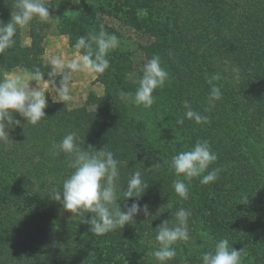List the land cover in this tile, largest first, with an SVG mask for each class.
<instances>
[{
	"label": "trees",
	"instance_id": "1",
	"mask_svg": "<svg viewBox=\"0 0 264 264\" xmlns=\"http://www.w3.org/2000/svg\"><path fill=\"white\" fill-rule=\"evenodd\" d=\"M11 1L14 0H0V21L7 23L10 20ZM221 1L181 0L189 8L195 7L196 13L201 14L202 10L201 17L195 16L194 23L204 26L205 31L214 27L212 34L208 35L211 40L193 46L189 43L182 45L183 41L178 39L172 25L158 17L153 18L154 26L161 24L166 27V33L158 31L159 27H151L150 31L157 39L155 45L153 43L146 51L151 50L161 57L173 89L171 99H181L168 107L174 124L171 133L151 137L149 125L152 122L145 117L143 108L120 101V91L134 93L138 84L129 82L123 75L121 77L117 70L111 72L113 77L110 73V79L105 80L107 92L97 113L73 111L59 116L61 110L58 108L62 104L53 103L38 125L9 129V143L0 144V264H38L36 251H43L37 237L40 230L32 231L13 214L15 205L10 197H14L15 190L27 195L23 197L27 199L34 180H39L46 190L43 192L44 201L38 199L42 213L62 212L59 208L62 204L49 196L53 189H62L63 180L72 170L67 167L63 153L53 158L49 149L53 142L58 143L63 138L62 133L55 131L65 120L68 125L73 124L72 130L85 140L82 147L91 145L100 150L106 146L107 150L114 152L115 158L121 162V189L126 187L127 179L136 170L142 172L144 182L149 185L139 203L141 207L149 206L150 215L145 217L141 212L136 221L124 229L100 236L99 253L94 264H156L154 257L149 255L156 247V228L163 221L171 220L172 212L180 207L190 209L192 213L190 240L178 244L177 256L168 264H202L200 255L191 250L190 243L197 234L207 231L215 237L222 234L231 238L236 248L245 249L243 264L264 263V202L258 195L261 192L264 198V130L259 136L254 133L261 125L259 120L264 119L259 108L261 104L264 108V0H242L246 5L243 12L234 16L231 23L224 24ZM91 17L95 18L94 13ZM100 26L96 23V27ZM83 28L84 31L93 29L86 28V24ZM20 32L18 30L15 37V45L0 53V77L5 71L21 65L19 55L27 52L31 55L32 70L39 67L46 74L49 68L42 58L47 36L44 26L34 28L31 25L29 46L23 45ZM215 49L219 55L215 54ZM170 51L172 56H169ZM118 62L119 59L114 64L117 66ZM229 63L240 69L238 80L231 77L232 71L227 68ZM213 73L222 76L221 80L214 82L221 88L222 98L216 101L214 108L205 112L210 91L206 76ZM154 94L160 92L156 90ZM184 101H188L193 110L209 116L210 122L197 124L184 118ZM252 109L257 110V118L251 115ZM14 118L20 120L21 125L26 124L18 113H14ZM181 118H184V124L178 125L176 121ZM198 139L210 142L218 156L211 167L223 170L217 181L209 185L194 179L189 187V198L181 200L172 187L177 177L166 161L180 151L194 147ZM156 163L160 166L153 167ZM251 184L256 186V192L250 191ZM32 198L37 202V193ZM134 199L119 201L122 210H126L125 204L130 205ZM80 215L90 219L92 214ZM89 227L87 223L83 225V232L89 231ZM90 236H85L81 247L86 245Z\"/></svg>",
	"mask_w": 264,
	"mask_h": 264
},
{
	"label": "clouds",
	"instance_id": "2",
	"mask_svg": "<svg viewBox=\"0 0 264 264\" xmlns=\"http://www.w3.org/2000/svg\"><path fill=\"white\" fill-rule=\"evenodd\" d=\"M54 0H14L11 18L5 23L0 21V53L12 48L19 29L28 26L32 21L47 23L51 19L50 9ZM120 46V40L115 34L106 32L103 27L100 31L89 32L76 39L73 48L76 55L65 60L62 56L53 55L47 59L49 70L45 74L39 67L29 74L18 73L15 70L6 72L0 77V144L9 143V129L13 126H36L46 117L45 109L48 106L46 93H55L53 101L66 104L71 100L73 74L85 72L89 74H103L110 67L109 54ZM172 56V52H169ZM234 79H239L240 69H231ZM142 75L138 80L135 92H119V99L125 104L149 109L155 103L154 92L162 89L169 80V73L162 66L161 57L154 55L142 64ZM47 75V79H45ZM59 80L57 81V78ZM222 79L220 73L206 76L210 86L207 96L208 106L204 109L209 112L215 107L216 101L222 98V91L216 81ZM36 82L33 87L30 82ZM41 82L50 85L51 91L41 86ZM184 118L197 124L208 123L210 118L201 112L193 110L188 101L183 102ZM18 113L26 124L14 118ZM184 118L176 121L184 124ZM79 134L75 131L67 133L58 143L53 142L49 155L56 158L63 153L66 164L71 169L62 182V189H53L50 198L60 202L66 211L76 214L90 213V219L84 223L90 225L89 231L95 236H103L116 229L136 221V217L143 212L145 217L150 215L147 204L141 207L139 198L143 196L149 185L144 182L142 172L136 170L127 179V185L121 189L120 161L115 158L114 152L106 146L96 150L91 145L87 148ZM218 160L210 142L198 139L189 150L180 151L173 155L169 164L170 169L177 177L172 182L175 193L181 200L189 198V187L194 179L199 183L209 185L219 178L222 168L211 166ZM156 163L153 167H159ZM136 198L130 205L125 204L122 210L118 201H128ZM192 216L190 209L180 207L172 212V219L165 220L156 228V247L149 255L154 257L156 264H168L177 256V246L181 242L190 240L189 221ZM245 249L237 250L230 245L227 238L220 239L214 247L204 252L199 259L202 264H242Z\"/></svg>",
	"mask_w": 264,
	"mask_h": 264
},
{
	"label": "rangeland",
	"instance_id": "3",
	"mask_svg": "<svg viewBox=\"0 0 264 264\" xmlns=\"http://www.w3.org/2000/svg\"><path fill=\"white\" fill-rule=\"evenodd\" d=\"M4 3L7 4V2ZM11 3L14 4V1H11ZM188 6L187 4H182L181 0H54L53 8L50 9V15L53 19L47 23L34 20L28 26L19 29L21 31L20 38L23 45L29 46L32 41L29 32L31 25L34 28H38L39 26L42 27V25L44 26V33H46L47 36L43 43L45 53L42 58L46 65L47 59L53 55L63 57L64 53L72 59L76 55V50L73 48L76 39L81 35H87L88 32L98 33L101 27H103L106 32L115 34L120 40V46L109 54L108 59L110 60V67L105 73L89 74L78 72L73 74V82L70 91L71 100L66 104L53 101L52 97L55 93H46L48 96V106L45 111L50 109L51 104L61 103L62 106L58 108L61 110L59 116L68 112L70 114L73 111H83V113L87 112L91 115L97 113L101 108V99L107 92L105 80L107 81L110 79V73L112 71L117 70L121 77L123 75L129 82L138 84V80L142 74V64L156 55L154 52H151V50L146 51L150 45L153 43L155 45V38L157 39L156 34L150 31L151 27H159L157 29L158 31L166 33V27H163L161 24L154 26V17L163 19L165 22L172 25L174 27V33L178 35L177 37L180 41H183L182 45L184 46L185 43H189L190 46H193L199 44L201 41H206L207 39L211 40L208 35L212 34L214 27L209 23L212 27L209 28V31H205L204 26L194 23L195 16L201 17L202 10L200 9L201 14L196 13L194 12L195 7L191 5L192 7L190 8L192 9H190ZM245 6L242 0H222L221 12L224 17L223 24L231 23L233 17L240 15ZM10 7H13V5ZM56 8L58 10H56ZM93 13L95 18L91 17ZM79 22H81V25H79ZM96 23H99L101 26L96 27ZM84 24H86V28L92 27L93 29L91 31H84ZM61 28H64V31H61ZM228 36H231L230 33ZM216 49L214 50L215 54L219 55ZM56 51H58V53L59 51L63 53L58 55L55 54ZM13 52L16 53L17 51ZM28 53L29 52L25 53L23 56L20 54L19 57L22 59V64L13 67L10 71L15 70L23 74L31 73L33 71L32 64L30 63L31 55ZM68 56H66V59ZM63 58L65 59V57ZM118 59L119 64L117 67L114 61ZM163 65L162 62V66ZM233 67H237V65L234 64L232 66V64L229 63V67H227L228 71ZM10 71H5L4 73ZM45 72L47 73V71ZM230 73L231 77L234 79L232 72ZM91 77H94V79H91ZM45 79L47 78L45 77ZM30 83L33 87L36 86L35 81ZM41 86L45 87L47 91H51L50 85L41 82ZM157 91H159L160 94H154L156 100L152 107L149 109L143 108L145 117L150 123L152 122V125H149L151 137L158 134L166 135L174 131V127H171L173 120L171 119V113L168 107H170L171 104L178 103L177 100L181 101V99L177 97L176 99H171L170 92L172 93L173 89L169 80L162 89H157ZM178 107H180L179 104ZM259 108H261L264 115L262 104ZM255 111L257 110L252 109L250 113L254 118H257L258 116ZM259 121L261 125L257 124L259 125L257 131H254L257 136L264 130V119L261 118ZM72 123L73 117L71 118V124ZM68 124V121L65 120L63 124L58 127L59 130L55 132L59 134L62 133L61 136L64 137L67 133L73 131L71 128L73 124L71 126ZM254 190L256 192V186L251 184L250 191L254 192ZM45 191V185L35 179L27 199H23V197L27 195L21 192L17 193L16 190L13 194L14 197H10V200H13L15 205L13 214L15 217L17 216L18 221L29 225L32 231L40 230L37 237L40 240V247H43V251H36L35 261H37L38 264H94L99 253L98 243H101V237L93 234L90 236V231L83 232V225L86 224L84 223L85 218L80 214L74 215L66 211L63 206L59 207L62 211L61 213L58 212L59 210H56L51 211L53 215L43 214L38 206L40 205L38 199L44 201L43 192ZM34 193H37V202H34L32 198ZM258 195L261 196L260 198L261 200L263 199L264 202L263 194L260 192ZM261 200L259 202H261ZM118 203L120 202L118 201ZM85 236H90L91 239L87 238L86 245L81 247ZM223 238L226 237L222 234L215 237L212 233L207 231L202 234H197L191 241L190 247L191 250L196 251V253L201 256L204 252L209 251L208 249L211 250L215 243ZM230 239L231 238L228 239L230 245L232 244L235 249L240 250L234 245L236 243L233 242L232 239L230 241ZM64 240H68V242H64ZM68 247H70L69 250H67ZM244 256L245 255H243V257ZM257 264L264 263L258 261Z\"/></svg>",
	"mask_w": 264,
	"mask_h": 264
},
{
	"label": "crops",
	"instance_id": "4",
	"mask_svg": "<svg viewBox=\"0 0 264 264\" xmlns=\"http://www.w3.org/2000/svg\"><path fill=\"white\" fill-rule=\"evenodd\" d=\"M64 48V47H63ZM65 49V48H64ZM63 52H61V51H59V53H58V51H56L55 52V54H58V55H60V54H62ZM65 53H66V51H65ZM66 56H68V55H65L64 53H63V57H65V59H66ZM66 60H70V57L68 56V58L66 59ZM91 79H94V77L92 78L91 77Z\"/></svg>",
	"mask_w": 264,
	"mask_h": 264
}]
</instances>
